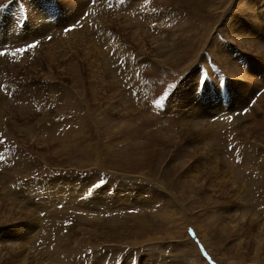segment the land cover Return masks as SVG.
Listing matches in <instances>:
<instances>
[{
    "label": "rangeland",
    "instance_id": "obj_1",
    "mask_svg": "<svg viewBox=\"0 0 264 264\" xmlns=\"http://www.w3.org/2000/svg\"><path fill=\"white\" fill-rule=\"evenodd\" d=\"M82 1L0 0V264H264V0Z\"/></svg>",
    "mask_w": 264,
    "mask_h": 264
},
{
    "label": "bare ground",
    "instance_id": "obj_2",
    "mask_svg": "<svg viewBox=\"0 0 264 264\" xmlns=\"http://www.w3.org/2000/svg\"><path fill=\"white\" fill-rule=\"evenodd\" d=\"M79 4L80 5H83L84 4V2L82 1V0H79ZM243 28V27H242ZM246 31V30H245ZM256 34V33H255ZM248 37V36H247ZM249 38V37H248ZM258 38V37H257ZM252 39V38H251ZM259 40V39H258ZM256 44H258V43H256ZM250 46L251 47H253L254 45L253 44H250ZM249 46V47H250ZM264 54V53H263ZM237 64V63H236ZM240 65V64H239ZM244 66V65H243ZM262 66H264V65H262ZM242 68V67H241ZM246 68V67H245ZM244 68V69H245ZM257 77V76H256ZM253 80V79H252ZM15 92V91H14ZM20 95V94H19ZM13 96V95H12ZM14 97H16V98H19L18 97V95L17 94H14ZM207 99V98H206ZM210 99H211V97H210ZM237 110V109H236ZM219 111V110H218ZM13 210V211H12ZM12 210L11 209H9L8 208V213H9V215H17V214H20V212H21V210L20 209H14V208H12ZM5 211V210H4ZM6 212V211H5ZM7 213V214H8ZM15 213V214H14ZM14 219H16V218H14ZM7 222V221H6ZM4 223V222H3ZM1 224V223H0ZM20 227H22L21 225H20ZM8 229H13L14 231H16L17 230V227L16 226H14L13 228L11 227V228H8ZM8 232V230H7V228H4L3 226H0V238L1 237H3V238H5L6 236H9L10 234H8L7 233ZM12 236H14V241H13V244H14V250L16 251V249L18 250V244H21L22 245V247H21V251H20V253H17V255L15 256L16 258H18V256H20V257H22V262H23V264H49V262L47 261V260H44L42 257H40L41 255H42V253L44 252V251H39V252H34L35 254H34V256L33 257H31L30 256V253L32 252L31 251V249L29 248V247H25L26 245L24 244V243H21V242H16L17 240H19L20 241V239H22V235H18L19 236V238L16 236V235H12ZM7 238H9V237H7ZM5 240H7V241H9V239H5ZM10 242V241H9ZM25 242H27V240H25ZM136 242V241H135ZM4 243H6L5 241L3 242V243H1L0 242V259H2L3 257H5V255H6V253H7V251H11L12 252V248H13V246L11 245L12 243L10 242V246H8L9 244H4ZM137 244V243H136ZM152 245V244H151ZM17 247V248H16ZM25 251H27V256L26 255H24V253H25ZM13 253V252H12ZM19 254V255H18ZM26 256V257H25ZM153 256V255H152ZM6 257H7V255H6ZM149 258V255H147L146 257H143L144 259H147V260H149L148 258ZM153 257H155V256H153ZM151 260V259H150ZM22 262H21V264H22ZM157 264V263H156ZM194 264V263H193Z\"/></svg>",
    "mask_w": 264,
    "mask_h": 264
},
{
    "label": "snow or ice",
    "instance_id": "obj_3",
    "mask_svg": "<svg viewBox=\"0 0 264 264\" xmlns=\"http://www.w3.org/2000/svg\"><path fill=\"white\" fill-rule=\"evenodd\" d=\"M90 2H95V0H90ZM35 45H30L29 47H34ZM17 51H21V52H23L24 51V49H18ZM0 55H4V53L3 52H0Z\"/></svg>",
    "mask_w": 264,
    "mask_h": 264
}]
</instances>
